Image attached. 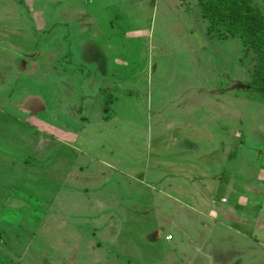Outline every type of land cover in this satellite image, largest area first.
Wrapping results in <instances>:
<instances>
[{"label": "rangeland", "instance_id": "rangeland-1", "mask_svg": "<svg viewBox=\"0 0 264 264\" xmlns=\"http://www.w3.org/2000/svg\"><path fill=\"white\" fill-rule=\"evenodd\" d=\"M254 62L198 0H0V264H122V241L142 240L136 208L153 210L145 229L167 235L188 202L137 197L145 169L157 180L192 170L194 179L202 172L188 162L216 163L213 172L224 164L232 176L207 174L224 208H237L236 194H264ZM191 192L205 197L200 186ZM251 207L263 223L236 235L226 218L211 238L214 264L236 259L242 235L264 239V203ZM245 246L243 264H264L262 246ZM145 248L153 264L179 262Z\"/></svg>", "mask_w": 264, "mask_h": 264}, {"label": "crops", "instance_id": "crops-1", "mask_svg": "<svg viewBox=\"0 0 264 264\" xmlns=\"http://www.w3.org/2000/svg\"><path fill=\"white\" fill-rule=\"evenodd\" d=\"M232 156L233 155L230 154V157ZM215 164L216 163H211L210 165L209 163L203 161L188 162V166H184V168H199L202 172V174L201 172H198L201 174V177L198 174L195 175L196 178L194 179L191 178V176L195 174V172H193L192 170L183 172L180 175H177V177H167L160 180L148 176V169H145L140 177L136 176L139 177L137 180H135L136 184L140 185L146 183L145 188L141 187L139 189V192L137 193V197H139L140 199L146 196L155 198L158 197L159 194H164L169 195V198H171L173 201L182 200L188 202V205L185 204L183 208L178 212V214L172 213L170 215V224L173 229H171L165 236L158 235L157 232L153 230V226L151 227L150 231L144 228L146 225L143 217L147 213H153L152 209L143 211L142 209L136 208L135 210H133L136 224V229H134V231L135 234H138L140 239L142 240L137 241L134 239L133 242L122 241V264H153L152 259H150L149 261L143 253V249H146L145 246L154 249V251L156 252H158L159 246L161 249L165 248L170 254L178 257V264H204L203 261L207 264L208 262L210 264H214V261H212L215 255L214 251H217L218 248L214 245L211 238L214 235L213 233L216 232L215 228L220 227V225H224L223 222L224 220H226V218L229 220L234 218L233 221L235 223V227L233 230L236 235L239 234V226H252L253 224L257 225L259 223H263V221L261 222L260 220H258V222L256 223L254 215H251L254 213V211L251 212L248 210L250 206L253 207L254 203H256V205L259 203H264V194L259 190L258 193L255 191L252 196L250 195L251 193H249L250 196L247 197L244 194H236L234 199V205L237 207L236 209L233 208V206L224 208L222 206H219L218 202H215V189H213L212 187L215 186L216 182L218 181L216 180V178L212 179L211 177H209L207 175L208 172L211 175L218 173V171L225 174L227 172L228 175L231 174L232 176V170L224 164H222L221 168L217 167L219 168V170L214 172L210 171L209 167L214 166ZM190 171H192V173H189ZM202 175L206 177H202ZM223 180L226 183L228 182L229 184L232 181V179L229 180L225 177H223ZM242 180L243 183H245L246 181L249 184L250 182L249 178L242 177ZM125 182L126 181H124V183ZM126 183H128V180ZM255 183L257 182L255 181ZM159 184L161 189L159 187ZM195 186L202 187V192L204 193L205 197L199 196L200 193L195 194L191 192V187ZM208 186H210L211 189H208ZM217 192L219 194L220 188L217 190ZM192 200H194V202L197 200H205V205L202 208L195 207V203L192 202ZM226 202H228L227 198H221V203ZM246 209L247 211H245ZM263 209L264 208H262L261 210ZM176 216L183 218L182 221L176 220ZM193 224L194 227H191L190 225ZM263 226L264 225L262 224L261 230L264 229ZM169 235L173 236L172 239L167 238ZM242 237L245 238L248 243H245V240H243L244 242L240 248L238 246H240L239 244L241 243L236 244L239 252L235 254L236 259H229L230 264H243V255L248 252H241L243 249L247 248L245 244L253 245L254 243L257 246H262L264 248V239H255L254 237L257 236L249 237V235H242ZM129 239V241H132L131 237ZM164 242L167 243V247L164 246ZM130 249L134 250L133 253L132 251L130 252ZM203 257L209 258L211 260H204ZM261 258L262 256H258V260ZM104 261L109 262V260ZM253 262L255 261H249L247 264H255Z\"/></svg>", "mask_w": 264, "mask_h": 264}, {"label": "trees", "instance_id": "trees-1", "mask_svg": "<svg viewBox=\"0 0 264 264\" xmlns=\"http://www.w3.org/2000/svg\"><path fill=\"white\" fill-rule=\"evenodd\" d=\"M202 15L239 38L255 55L249 90L264 104V8L252 0H198Z\"/></svg>", "mask_w": 264, "mask_h": 264}, {"label": "clouds", "instance_id": "clouds-1", "mask_svg": "<svg viewBox=\"0 0 264 264\" xmlns=\"http://www.w3.org/2000/svg\"><path fill=\"white\" fill-rule=\"evenodd\" d=\"M3 219L4 220H9V216L6 215L5 217H3ZM11 219L19 221V220L22 219V216H20L19 213H13V214H11Z\"/></svg>", "mask_w": 264, "mask_h": 264}, {"label": "built area", "instance_id": "built-area-1", "mask_svg": "<svg viewBox=\"0 0 264 264\" xmlns=\"http://www.w3.org/2000/svg\"><path fill=\"white\" fill-rule=\"evenodd\" d=\"M172 237H173L172 235H169L167 238H168V239H172Z\"/></svg>", "mask_w": 264, "mask_h": 264}]
</instances>
